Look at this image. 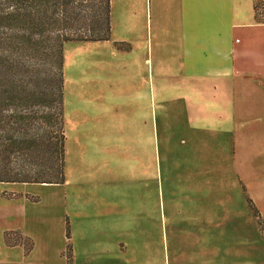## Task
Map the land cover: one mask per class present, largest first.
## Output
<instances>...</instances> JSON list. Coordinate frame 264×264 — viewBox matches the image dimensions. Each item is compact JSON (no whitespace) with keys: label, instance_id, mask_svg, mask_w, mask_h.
<instances>
[{"label":"crops","instance_id":"obj_1","mask_svg":"<svg viewBox=\"0 0 264 264\" xmlns=\"http://www.w3.org/2000/svg\"><path fill=\"white\" fill-rule=\"evenodd\" d=\"M254 1L109 0V39L79 41L70 60L63 46L64 77L86 80L67 91L63 79L64 180L0 182V264H65L66 220L75 264H264L247 201L264 221ZM75 162L85 178L69 180ZM55 199L57 231L39 207ZM15 230L31 249L5 243Z\"/></svg>","mask_w":264,"mask_h":264},{"label":"trees","instance_id":"obj_2","mask_svg":"<svg viewBox=\"0 0 264 264\" xmlns=\"http://www.w3.org/2000/svg\"><path fill=\"white\" fill-rule=\"evenodd\" d=\"M262 5L253 3L257 22H264ZM109 11V0H0V182H63L62 46L109 39ZM247 201L263 229L258 209ZM65 235V264H74L68 223ZM3 239L26 251L33 245L17 230L4 231Z\"/></svg>","mask_w":264,"mask_h":264},{"label":"rangeland","instance_id":"obj_3","mask_svg":"<svg viewBox=\"0 0 264 264\" xmlns=\"http://www.w3.org/2000/svg\"><path fill=\"white\" fill-rule=\"evenodd\" d=\"M261 8H262V10L261 9H259V11H260V13L261 14H259V17L261 18V19H263L264 18V5H262L261 6ZM108 42H110V40L108 41ZM63 46H64V48H65V52H66V58H67V60H70V58H72L74 55H76L77 54V52H79V51H84L85 49H86V47H87V45H85V44H80V42L79 41H76V40H69L68 42L67 41H65L64 43H63ZM63 46H62V49H63ZM104 46H106V44L103 42V43H101V47H99L98 48V50L99 49H101V50H103V49H105V48H103ZM90 48V47H89ZM62 69H63V67H62ZM62 72H63V70H62ZM65 77H64V74H63V79H65V87H66V89H67V91H74L75 89H76V87H77V82H81V81H86L84 78H83V76L79 79V74L76 72V71H65ZM76 84V85H75ZM68 111V113H67V116H70V115H73L74 113H75V111L72 109V106H70L69 107V109L67 110ZM68 149H69V153H70V147H69V143H68ZM157 151V150H156ZM161 153V152H160ZM159 153V151L157 152V153H155V155H156V157L158 158V160H159V156L160 155H162V153L160 154ZM68 166H69V169H68V179L70 180V179H74V180H79L80 178L79 177H81L82 179L83 178H85V173H84V170L85 169H83V168H81L80 167V165H78L77 164V162H75V163H68ZM151 170H153V167H151ZM88 171V173L91 171V170H87ZM166 174L167 175H170V173L167 171L166 172ZM78 175H79V177H78ZM2 184H4V183H2ZM48 191H53L54 189H47ZM45 191H42V193H44ZM0 193H1V195H3V196H9V194H6V193H4L3 191H0ZM45 194V193H44ZM33 196L32 197H30L29 195H25L29 200H32V201H39V196H40V194H32ZM43 197V199L45 198V196H42ZM57 201V199H55L53 202H52V204H50L49 202H48V205L47 206H45V201H43V203H41L40 204V206L39 207H41L42 205L46 208V210L49 212L50 210H52V219L54 220L53 221V223H52V226H53V228H54V230H56L57 231V227L60 225L61 226V224H60V219H58V215H60V213H61V207L59 206V203L58 202H56ZM8 204H9V202H8ZM8 204H6L5 205V208H6V210H7V208L9 207V205ZM52 205V206H51ZM251 212H252V210H251ZM253 215V214H252ZM55 216V217H54ZM66 224H67V220H66ZM263 225H264V221H263ZM262 231H263V236H264V227H263V229H261ZM56 233V232H55ZM11 239H16V236L15 235H12L11 236ZM25 242L26 243H29V241L28 240H25ZM70 243H71V240H70ZM71 245H72V243H71ZM73 247V246H72ZM64 251H65V249H64ZM64 251H63V254H64ZM73 256V255H72ZM74 264H75V262H74ZM80 264H91V263H89V260L88 259H84V260H82L81 262H80Z\"/></svg>","mask_w":264,"mask_h":264}]
</instances>
